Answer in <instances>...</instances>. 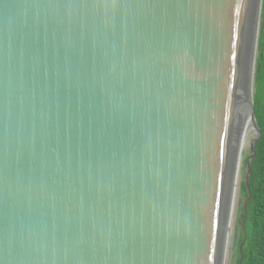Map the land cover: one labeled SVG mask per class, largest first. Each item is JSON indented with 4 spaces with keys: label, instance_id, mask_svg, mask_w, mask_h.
Returning <instances> with one entry per match:
<instances>
[{
    "label": "water",
    "instance_id": "water-1",
    "mask_svg": "<svg viewBox=\"0 0 264 264\" xmlns=\"http://www.w3.org/2000/svg\"><path fill=\"white\" fill-rule=\"evenodd\" d=\"M263 1L0 0V264H231Z\"/></svg>",
    "mask_w": 264,
    "mask_h": 264
},
{
    "label": "trees",
    "instance_id": "trees-1",
    "mask_svg": "<svg viewBox=\"0 0 264 264\" xmlns=\"http://www.w3.org/2000/svg\"><path fill=\"white\" fill-rule=\"evenodd\" d=\"M263 28L260 36L261 55L256 69L255 106L262 136L256 144V158L251 163L250 180L241 190L247 202L241 207L239 240L235 242L238 264H264V1Z\"/></svg>",
    "mask_w": 264,
    "mask_h": 264
},
{
    "label": "rangeland",
    "instance_id": "rangeland-1",
    "mask_svg": "<svg viewBox=\"0 0 264 264\" xmlns=\"http://www.w3.org/2000/svg\"><path fill=\"white\" fill-rule=\"evenodd\" d=\"M263 6H262V10H261V24H260V29L263 28ZM260 34H259V45L257 47V62H256V68H255V72H256V69H257V66H258V58H259V55H261V48H260ZM257 73V72H256ZM256 73H255V77H256ZM256 92V84L254 86V93ZM256 135V132L254 130H252V132L250 133L249 135V138H248V142L244 148V156H243V163H242V171H241V179H240V193H239V196H238V201H239V205H238V212H237V216H236V221H235V234H234V241H233V247H232V255H231V264H238L237 262V257H236V247H235V242H237L239 240V234H238V230L240 229V227L238 228L237 225H239V222L242 220L241 218V207H245L246 205V198L243 197V194H242V190H241V185L243 182L247 181V168H246V160L248 159L249 157V152H250V142L251 140L255 137ZM245 162V163H244ZM240 226V225H239Z\"/></svg>",
    "mask_w": 264,
    "mask_h": 264
},
{
    "label": "bare ground",
    "instance_id": "bare-ground-1",
    "mask_svg": "<svg viewBox=\"0 0 264 264\" xmlns=\"http://www.w3.org/2000/svg\"><path fill=\"white\" fill-rule=\"evenodd\" d=\"M252 128H251V120H250V118H248V125H247V132H246V140H245V146H246V144H247V142H248V138H249V135H250V133L252 132ZM245 163V162H244ZM239 191H240V187H239ZM240 193V192H239ZM238 196H239V194H238ZM239 200V199H238ZM238 205H239V201L237 202V210H236V216H237V212H238ZM235 221H236V219H235ZM237 222V221H236ZM234 232H235V228H234ZM235 234V233H234ZM233 241H234V237H233ZM233 247V246H232Z\"/></svg>",
    "mask_w": 264,
    "mask_h": 264
}]
</instances>
